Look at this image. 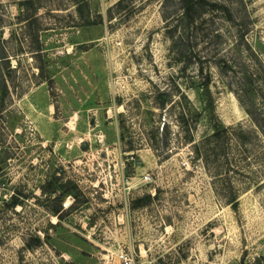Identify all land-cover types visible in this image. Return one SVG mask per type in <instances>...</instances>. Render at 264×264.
<instances>
[{
	"label": "rangeland",
	"instance_id": "1",
	"mask_svg": "<svg viewBox=\"0 0 264 264\" xmlns=\"http://www.w3.org/2000/svg\"><path fill=\"white\" fill-rule=\"evenodd\" d=\"M205 2L0 0V264H264V0Z\"/></svg>",
	"mask_w": 264,
	"mask_h": 264
},
{
	"label": "trees",
	"instance_id": "2",
	"mask_svg": "<svg viewBox=\"0 0 264 264\" xmlns=\"http://www.w3.org/2000/svg\"><path fill=\"white\" fill-rule=\"evenodd\" d=\"M183 3L186 12V17L192 18L194 20L195 19L194 13L197 12L198 7L205 5L206 2L205 0H183ZM214 136L219 137L220 136L219 132H215ZM233 202H235V200Z\"/></svg>",
	"mask_w": 264,
	"mask_h": 264
},
{
	"label": "built area",
	"instance_id": "3",
	"mask_svg": "<svg viewBox=\"0 0 264 264\" xmlns=\"http://www.w3.org/2000/svg\"><path fill=\"white\" fill-rule=\"evenodd\" d=\"M144 179L146 181H149L150 180V176L147 175V176H145ZM116 258H117L119 264H133V262H134L133 255L131 253H128V252L121 251L120 253H118L116 255ZM106 264H114V259L113 258L107 259Z\"/></svg>",
	"mask_w": 264,
	"mask_h": 264
}]
</instances>
